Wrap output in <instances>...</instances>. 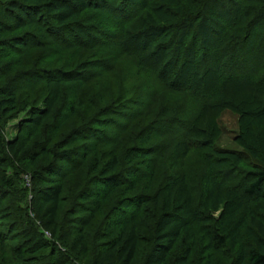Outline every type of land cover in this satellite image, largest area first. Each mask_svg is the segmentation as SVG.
Masks as SVG:
<instances>
[{"label":"trees","instance_id":"16d2710c","mask_svg":"<svg viewBox=\"0 0 264 264\" xmlns=\"http://www.w3.org/2000/svg\"><path fill=\"white\" fill-rule=\"evenodd\" d=\"M106 1L0 0V205L7 194L27 202L18 174L33 169V183L48 184L33 185L28 208L52 235H36L45 253L19 263L48 264L58 237L71 252L93 251L92 264H134L148 213L140 264H191L194 248L204 264H264V50L242 65L253 34L264 41V0ZM106 3L141 13L133 30L129 17L109 25L138 67L127 86L105 79L117 56L98 37ZM235 78L251 86L247 111L233 105ZM226 108L239 114L241 150L215 146ZM24 111L31 125L5 137L2 119ZM191 152L207 162L196 199L179 172ZM13 204L9 227L35 234L28 208Z\"/></svg>","mask_w":264,"mask_h":264},{"label":"rangeland","instance_id":"374dc122","mask_svg":"<svg viewBox=\"0 0 264 264\" xmlns=\"http://www.w3.org/2000/svg\"><path fill=\"white\" fill-rule=\"evenodd\" d=\"M96 1V0H95ZM99 1V0H98ZM110 0H107L106 2H109ZM106 3V5H102V8L104 11L101 12L102 16H104L106 19V25H103V28L101 29L102 32H100L99 34V38L105 40V41H109L111 40V43H107V48H112L115 52H117L115 55L116 56V60L114 61V69L112 71V73H110L109 75L106 76L105 79L108 80V84H118V83H122L123 85H130V76L134 75L137 71H138V67L136 68L137 64L135 62V60L130 57L127 56L126 54H123L122 51H117V48L119 49L120 47V43L123 41L122 38H117L115 37L116 35L113 33V31L109 30V25H111L113 22L115 21H123V19L125 17H129L128 19L125 20L126 26L129 27V29H134V27H136L139 24V18L141 13L135 12V8L129 7V6H124L120 9V11H116L114 12L113 10H111V8H109V4ZM113 7L112 8H116V4L117 1L114 0L113 1ZM123 13V14H121ZM253 33H255V31H253ZM258 34V35H257ZM259 32L257 31L254 35V37H252L251 39H249L246 44L245 47L248 48L247 50H249L250 53H248L247 56H245L243 59V68H248L250 63V58L251 61H253V59L255 58V56L257 55V51L260 50V52L262 50H264V41L262 40V37L259 36ZM69 39H73L72 36L68 35L66 36ZM107 41V42H108ZM137 45H141L142 41L138 40L136 42ZM115 47V48H114ZM259 53V52H258ZM249 60V62H247ZM231 64V63H230ZM230 67L229 64L220 66V71H225ZM219 72V71H218ZM193 73V68L190 69V74ZM215 77V75H214ZM124 79H127L126 82H124ZM212 77L211 74L207 76V78L205 79V82L208 83L209 81H212ZM194 80H192L193 82ZM181 82L183 83L184 81L181 80ZM214 82V81H213ZM236 84L237 89L240 91L238 94V100L237 103H233L234 106H236L237 108H240L243 111H247V106L244 102V97L245 96H249L251 95V86H248L244 81H238L237 78L231 80V82L229 84ZM117 86V85H115ZM227 88H230V86L227 85ZM110 92V91H109ZM112 92V91H111ZM177 98L174 97L173 99L175 100ZM177 101H181V99L179 100V98H177ZM155 107V104H152V108ZM193 109H195L194 107H192ZM154 109V108H153ZM151 109V111L153 110ZM30 117V114H28V112L24 111V112H20L18 113L15 117L10 118L8 120L3 121L2 119V124L4 125V134L5 137L7 138H14L17 136V134H19L18 131V125L19 123H24L26 121H28V119ZM238 117L239 114L234 111L233 109H229L226 108L224 110L221 111L220 116H219V122H218V126H219V131L220 134L218 135L217 139L215 140V146L217 147H221V148H227V149H233V150H241V146L238 144L236 138L240 135V130L238 127ZM1 120V119H0ZM27 124L31 125V123L28 121ZM244 145H246L247 147L251 146V140L250 138H245L243 140ZM205 170H207V162L205 160L204 157V153L202 152H191L189 153L182 161V165L179 169L180 173H183L184 176L186 177V181L190 187L191 190V195L196 199L197 198V194H198V182H199V178L200 176L203 174V172H205ZM19 181H18V185L23 188L26 189L27 191H29V196L27 194V202H20L19 204H17V202L15 201L16 198L14 199V196L12 197L11 194H7L9 192H4V195H6V198L4 199L2 205H0V233L3 235V243L4 245L0 246V264H20L19 261L21 260V258H27L28 255L32 254V252H35L34 250H40L43 253H45L44 249H40L39 245H38V240L36 238V235L39 236H46L47 235V239L45 240L46 242L52 240L51 238V234L50 231H48L47 229L42 228L39 224H40V220L37 219V217L33 214V210L32 208H28V206L31 204V189L33 187V185L35 186H39V187H43L46 186L48 184V182L44 183H33L34 181V175H33V169L31 168H27L26 170H24L23 172H20L19 174ZM37 178V176H36ZM161 179V177H160ZM236 182V180L231 181L230 183L232 185H234V183ZM157 185V180L154 182ZM158 188V185H157ZM16 190H18V188H16ZM159 192V191H157ZM14 194H17V192L14 191ZM159 195V196H158ZM16 196V195H15ZM158 198L160 199V197L163 199L164 198V194L163 192L157 194ZM17 197V196H16ZM19 197V196H18ZM13 204V206L17 204V207H21V210H27L28 208V218H32V223H34L33 226H35V234H31L29 233V230L26 231V228L23 229H17L16 228V224L13 227H9V225L13 222L11 221H15L16 222V218L14 219V214L11 215V213L8 211L9 214L7 213L6 207L5 205L7 204ZM27 203V204H24ZM27 207V208H26ZM148 208V207H147ZM149 209V208H148ZM149 211V210H148ZM16 213V212H15ZM149 213H151V210L149 211ZM150 214H146V213H141L138 216L137 219V226H138V232L140 233V239H139V247L137 250V256L136 259L134 261V264H140L147 249H148V233H149V229H150V222L148 220ZM2 217H4L3 219H1ZM59 224V230L62 233H65L66 231V224H65V228L63 227L64 222L60 219V222H58ZM66 223V222H65ZM31 224V223H30ZM16 228V229H15ZM58 230H57V234H58ZM55 239V245L58 247L57 251H54V256L53 258H48L46 257V260L49 261L48 264H92V255L93 251H90L89 253H87L86 255L83 254H78L77 252H71L70 249H68V246L61 244L60 242H58V237H54ZM60 241V240H59ZM48 244V243H47ZM28 247L26 249L23 248L22 250V255L19 254V247L20 246H25ZM39 248V249H38ZM92 250V248H90ZM181 249V244H178L175 249L173 250V253L171 254V257H173L176 253H178ZM24 253V254H23ZM37 252H35L36 254ZM72 254V258H70V255L68 254ZM66 256V258H64L63 256ZM190 258H191V264H204V261L202 262V260L200 259V257L198 258V253H197V249L194 248L192 253L190 254ZM31 259V258H28ZM61 261V262H60Z\"/></svg>","mask_w":264,"mask_h":264}]
</instances>
